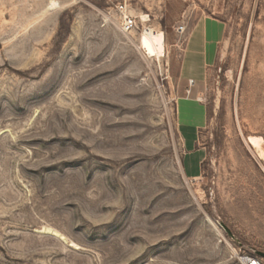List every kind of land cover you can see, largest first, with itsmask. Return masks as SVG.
<instances>
[{"label": "rangeland", "instance_id": "374dc122", "mask_svg": "<svg viewBox=\"0 0 264 264\" xmlns=\"http://www.w3.org/2000/svg\"><path fill=\"white\" fill-rule=\"evenodd\" d=\"M210 17L225 30L194 82L190 38ZM145 28L165 31L163 56ZM249 135L264 138V0H0V264L264 253Z\"/></svg>", "mask_w": 264, "mask_h": 264}, {"label": "crops", "instance_id": "0c3cea01", "mask_svg": "<svg viewBox=\"0 0 264 264\" xmlns=\"http://www.w3.org/2000/svg\"><path fill=\"white\" fill-rule=\"evenodd\" d=\"M224 23L215 18H205L202 19L195 27L192 32V36L190 38V43L192 44L191 55L197 59L195 65L193 67L187 68V72L190 74L187 77L193 76L194 82L201 81L203 78L204 70L208 66L214 64L218 49V44L222 40L224 34ZM193 106V104H191ZM196 116L198 115V111ZM194 112L192 114H194ZM191 114V115H192ZM189 117V115H188ZM195 117V115H194ZM190 120V119H189ZM184 128L192 129L191 124L186 125L183 124ZM187 126V127H186ZM183 128V129H184ZM192 131V130H191ZM195 140L193 139L190 147H188L189 143L186 139V145L190 148V152L193 151V145ZM192 176H197L196 170L190 173Z\"/></svg>", "mask_w": 264, "mask_h": 264}, {"label": "bare ground", "instance_id": "6f19581e", "mask_svg": "<svg viewBox=\"0 0 264 264\" xmlns=\"http://www.w3.org/2000/svg\"><path fill=\"white\" fill-rule=\"evenodd\" d=\"M55 5V3L53 4ZM142 21H148V15L143 14L141 15ZM144 33L146 36L149 38L151 43L154 45L156 52L158 56H163L165 54V45H166V34L164 30H158V31H153L151 28H145ZM248 141L251 144V146L254 148L257 156L261 159L264 160V138L259 135H249L248 136ZM209 221V220H208ZM210 222V221H209ZM212 224L214 225L217 229V231L220 233V229L215 225L213 222ZM56 236L63 238L62 234L55 232L54 233Z\"/></svg>", "mask_w": 264, "mask_h": 264}, {"label": "built area", "instance_id": "2783aa9c", "mask_svg": "<svg viewBox=\"0 0 264 264\" xmlns=\"http://www.w3.org/2000/svg\"><path fill=\"white\" fill-rule=\"evenodd\" d=\"M121 17H122V28L125 31H131L137 27V21L134 16L129 14L127 7L120 4L117 6ZM183 28L181 27V30ZM264 172V171H263ZM236 255L238 256V259L241 264H264V256L260 255L258 252H243L238 253L236 252Z\"/></svg>", "mask_w": 264, "mask_h": 264}, {"label": "water", "instance_id": "95a60500", "mask_svg": "<svg viewBox=\"0 0 264 264\" xmlns=\"http://www.w3.org/2000/svg\"><path fill=\"white\" fill-rule=\"evenodd\" d=\"M256 158V157H255ZM257 159V158H256ZM224 228L226 229V231L229 233V234H231L232 236H233V234H232V232L226 227V226H224ZM260 255H262V256H264V253L263 252H258Z\"/></svg>", "mask_w": 264, "mask_h": 264}]
</instances>
